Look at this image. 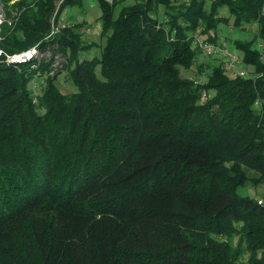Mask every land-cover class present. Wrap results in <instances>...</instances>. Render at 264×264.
Returning a JSON list of instances; mask_svg holds the SVG:
<instances>
[{"label": "trees", "instance_id": "trees-1", "mask_svg": "<svg viewBox=\"0 0 264 264\" xmlns=\"http://www.w3.org/2000/svg\"><path fill=\"white\" fill-rule=\"evenodd\" d=\"M124 1L95 0L88 58L82 24L58 23L82 0H0V264H264V201L244 192L264 183V0ZM220 7L254 25L231 41L247 76L209 57L181 76ZM30 45L35 68L6 63Z\"/></svg>", "mask_w": 264, "mask_h": 264}, {"label": "rangeland", "instance_id": "rangeland-1", "mask_svg": "<svg viewBox=\"0 0 264 264\" xmlns=\"http://www.w3.org/2000/svg\"><path fill=\"white\" fill-rule=\"evenodd\" d=\"M132 0H125L124 2H131ZM95 0H82V4L80 7H67L60 13L58 23L59 24H68V22L72 23H79L82 24L79 28L80 37H83L84 40L87 42L88 46H85L84 51H82V56L85 55V57H91L93 55H96L98 53L97 48L100 44H102V37L98 34L100 30L99 23L97 21V16L99 14V9L96 6ZM0 5V21L3 19V13L1 10ZM219 15H222L223 17L227 18V23L222 24L218 23L215 28H213V32L215 33L216 40L223 38L229 48L233 50L235 53H237V56L241 54L237 48H235L233 45H231V41L236 39H247L251 37V34L254 29L253 24H246L242 29H239L236 27V25L232 24V18H230L226 12V10L222 7L219 8ZM163 8H158V18L163 15ZM197 27L195 29L198 30ZM203 37V36H202ZM254 46L258 47V44H254ZM259 48V47H258ZM56 61H60V58H58ZM213 62L211 60L207 59L206 57L203 58L201 55H195L193 58V62L189 68H183L182 66L178 69V74L181 76H184L186 78L195 79L197 81H202L205 79L204 73L208 70L209 67H211ZM54 64L52 63L51 66ZM197 65H200L198 68ZM238 67L241 69L247 71V66H244L242 63L238 64ZM53 68L49 75L50 78L54 79V85L61 91V92H70L74 89V85L67 79H65V70L59 67L58 65ZM57 69V70H56ZM47 71L42 72H36L32 77L31 81H29L28 88L29 93L32 95H37L39 90L43 87L45 83V78L47 76ZM244 192L248 194L249 196H253L256 198V201L260 200L261 202L264 201V183L261 184H250L245 183L244 184ZM238 192H242V188L238 190ZM243 193V192H242ZM236 235L233 237V240L235 242Z\"/></svg>", "mask_w": 264, "mask_h": 264}, {"label": "built area", "instance_id": "built-area-1", "mask_svg": "<svg viewBox=\"0 0 264 264\" xmlns=\"http://www.w3.org/2000/svg\"><path fill=\"white\" fill-rule=\"evenodd\" d=\"M191 43L200 51L202 57L220 59V66L228 75L237 74L240 77L247 76L248 72L238 67L240 58H238L237 53L229 48L223 38H220L215 42H209V40H206L201 35L194 32ZM36 48L37 47L35 45H30L28 48H24L20 51L17 50L12 53L5 54L4 58L6 63L28 64V67L35 68L33 59H35L38 54ZM206 96L207 94L203 91L198 98L199 101H203ZM259 202L261 201L258 200V203Z\"/></svg>", "mask_w": 264, "mask_h": 264}]
</instances>
